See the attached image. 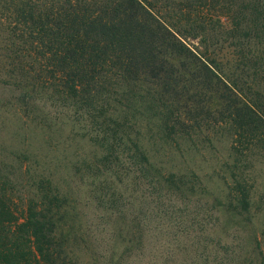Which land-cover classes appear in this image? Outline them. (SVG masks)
<instances>
[{
    "label": "trees",
    "instance_id": "16d2710c",
    "mask_svg": "<svg viewBox=\"0 0 264 264\" xmlns=\"http://www.w3.org/2000/svg\"><path fill=\"white\" fill-rule=\"evenodd\" d=\"M188 1L194 2L193 6L200 1L202 7H196L197 13L206 16V11L199 8L217 0ZM9 2L21 12L26 34L20 32L17 24L3 27L10 34L0 35V67H11L6 69L10 71L6 81L23 87L32 64L43 60L52 76H56L58 82H53V89L61 93L63 106L77 116L73 117L74 123L80 121L81 110H86L88 136L103 150L100 163L94 168L89 166L92 180L99 181L96 188L103 194L99 199L104 215L110 218L112 211L116 212L126 228L125 256L114 264H141L143 261L137 257L144 253V264H228L226 256L218 254L223 246L219 241L216 244L214 239L208 240L205 229L190 225L194 219L176 213V198L182 201L181 195L188 197L193 186L182 184V176L161 173L135 138L120 131L124 123L110 109H116L110 99L114 95L102 86L110 81L115 92L132 97L134 101L128 107L133 116L134 98L143 91L148 93H142L143 98H148L156 109L154 104H162L163 98L175 101L180 94H186L188 111L199 109L214 115L216 110L220 114L217 122L227 128L234 142H241V137L246 136L250 142L264 141V82L257 87L238 83L251 75L248 68L261 72L259 76L264 79V0L240 1V27L245 33L230 35L232 44L238 47L237 75H233L235 70L229 73L234 77L226 72L223 75L219 64L184 41L188 33L181 25V17L165 19L146 0ZM5 6L8 8L7 3ZM178 10L181 16L182 6ZM202 73L206 78H200ZM213 82L218 85V101L210 112L203 93L199 94L196 88L207 90ZM96 97L100 102L94 101ZM163 104L166 110L161 128L166 131L172 125V103ZM124 176L129 183L124 182ZM130 183L133 186L128 188ZM45 189L39 200L32 198L27 202L22 217L14 210L11 196L0 190V264H67L57 259L61 257L59 245L63 241L54 226L53 209L59 207L60 200L56 193L48 196L54 190L50 184ZM131 189L142 193L133 196ZM179 223H183L182 227H177Z\"/></svg>",
    "mask_w": 264,
    "mask_h": 264
},
{
    "label": "rangeland",
    "instance_id": "374dc122",
    "mask_svg": "<svg viewBox=\"0 0 264 264\" xmlns=\"http://www.w3.org/2000/svg\"><path fill=\"white\" fill-rule=\"evenodd\" d=\"M9 1L0 0V35L10 34L5 33L3 27L14 24L26 34L21 12ZM146 1L159 9L165 19L181 17V25L188 33L184 41L219 64L223 75L234 70L233 75H237L238 47L232 44L230 35L245 33L240 27L241 0L205 4L199 9L206 11V16L197 13L196 7H202L200 1L194 6V2L188 0ZM179 5L183 16L179 14ZM2 49L0 43V56ZM41 64H32L34 67L29 69L31 73L23 87L6 81L10 73L6 69L11 67H0V190L11 196L12 206L20 216L27 202L32 198L39 200L50 184L54 190H50L48 196L56 193L60 200L59 207L53 209L54 226L63 241L59 245L61 257L57 259L67 264H114L125 256L126 228L116 212L112 211L110 218L104 215L99 199L103 194L96 188L99 181L92 180L89 168L100 163L103 150L88 136L86 110H81L80 121L74 123L75 115L63 106L61 93L53 89V82H58L56 76H52L43 60ZM248 69L251 75L244 80L239 77L238 83L262 86L261 72ZM56 74L61 76L59 72ZM202 77L206 75L202 73ZM109 83L102 87L114 95L110 99L116 109H110L116 119L124 123L120 131L135 138L161 173L182 176V184L193 186L194 191L190 190L188 197L181 195L182 201L176 198V213L194 219L190 225L205 229L209 233L208 240L214 239L216 244L219 241L224 248L222 246L218 254L225 255L228 264H261L264 260V141L250 142L246 136L241 137V142H234L227 128L217 122L220 114L216 110L214 115L199 109L188 111L186 94H180L175 101L162 99V104L172 103L169 105L172 125L164 131L161 128L164 104L156 102L154 106L158 109L152 108L148 98L142 95H148L147 91H143L134 98L133 116L128 107L134 101L132 97L115 92V85ZM217 86L213 82L207 90L196 88L199 94L203 93L210 112L218 101ZM224 91L229 92L226 88ZM94 101L100 102L99 97ZM124 182L129 183V179L125 177ZM132 186L128 184V188ZM135 189L129 190L133 196L142 193ZM41 206L38 202L37 208ZM182 225L179 223L177 227ZM55 246L59 248L57 243ZM144 254L137 258L144 262ZM154 261L157 262V257Z\"/></svg>",
    "mask_w": 264,
    "mask_h": 264
}]
</instances>
